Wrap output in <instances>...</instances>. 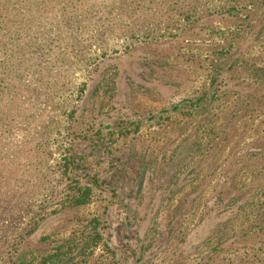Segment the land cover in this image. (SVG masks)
<instances>
[{
    "label": "rangeland",
    "instance_id": "rangeland-1",
    "mask_svg": "<svg viewBox=\"0 0 264 264\" xmlns=\"http://www.w3.org/2000/svg\"><path fill=\"white\" fill-rule=\"evenodd\" d=\"M105 1L0 31V264H264V0Z\"/></svg>",
    "mask_w": 264,
    "mask_h": 264
},
{
    "label": "trees",
    "instance_id": "trees-1",
    "mask_svg": "<svg viewBox=\"0 0 264 264\" xmlns=\"http://www.w3.org/2000/svg\"><path fill=\"white\" fill-rule=\"evenodd\" d=\"M32 1V3H31ZM36 1H43V0H26L28 6L27 9L25 11H27L28 13H31L32 11V7L34 2ZM48 1H53V0H48ZM65 2L70 3H75L78 6V8H80L82 6V4H87L89 6H98L96 5V3L94 2L95 0H64ZM106 6L110 7L111 10L117 9V5H120V3H118L116 0H106ZM18 5H19V0H0V31L1 30H5L7 32V34H13V32L11 31V25H12V16L13 14L17 13L18 10ZM85 6V5H84ZM82 12V11H81ZM24 29H27V24L24 26ZM4 28V29H1ZM84 202H81V204H83ZM100 235H97L96 238V243L100 240Z\"/></svg>",
    "mask_w": 264,
    "mask_h": 264
}]
</instances>
